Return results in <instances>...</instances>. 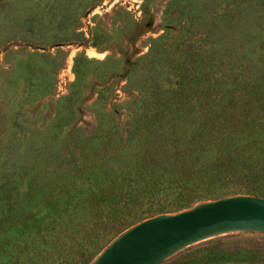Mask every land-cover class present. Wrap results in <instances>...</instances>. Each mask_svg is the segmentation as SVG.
Returning <instances> with one entry per match:
<instances>
[{"label": "rangeland", "instance_id": "rangeland-1", "mask_svg": "<svg viewBox=\"0 0 264 264\" xmlns=\"http://www.w3.org/2000/svg\"><path fill=\"white\" fill-rule=\"evenodd\" d=\"M223 192L264 197V0H0V264ZM158 264H264V233Z\"/></svg>", "mask_w": 264, "mask_h": 264}, {"label": "water", "instance_id": "water-1", "mask_svg": "<svg viewBox=\"0 0 264 264\" xmlns=\"http://www.w3.org/2000/svg\"><path fill=\"white\" fill-rule=\"evenodd\" d=\"M234 231L264 233V197L231 194L152 215L119 233L90 264H158L190 244Z\"/></svg>", "mask_w": 264, "mask_h": 264}, {"label": "trees", "instance_id": "trees-1", "mask_svg": "<svg viewBox=\"0 0 264 264\" xmlns=\"http://www.w3.org/2000/svg\"><path fill=\"white\" fill-rule=\"evenodd\" d=\"M235 192H223L221 194H218V195H201V196H198L194 199H186V200H182L181 202L179 203H176L174 205H171V206H165V207H160L159 209H156V210H152L150 212L147 213V215H137V216H134L133 220L126 226L124 227L123 229L119 230L115 235H113V237L111 238V240L116 237L119 233H121L122 231H124L126 228H128L129 226L147 218V217H150L152 215H155V214H158V213H161V212H176L178 210H182L184 208H187V207H190L192 206L193 204L199 202V201H202V200H209V199H214V198H218V197H221V196H224V195H229V194H234ZM109 240V242L111 241ZM108 242V243H109ZM107 243V244H108ZM105 244L98 252L97 254L107 245ZM95 254V256L97 255ZM92 261V260H91ZM90 264V263H89Z\"/></svg>", "mask_w": 264, "mask_h": 264}]
</instances>
